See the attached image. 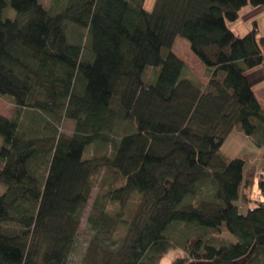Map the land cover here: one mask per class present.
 <instances>
[{
	"label": "trees",
	"instance_id": "1",
	"mask_svg": "<svg viewBox=\"0 0 264 264\" xmlns=\"http://www.w3.org/2000/svg\"><path fill=\"white\" fill-rule=\"evenodd\" d=\"M63 1L53 14L0 0V97L14 105L0 114V264H68L95 189L82 264H159L175 247L176 264H264V179L242 212L257 169L221 151L235 130L264 147L247 80L263 42L229 26L264 0ZM177 36L210 69L202 89L182 78Z\"/></svg>",
	"mask_w": 264,
	"mask_h": 264
},
{
	"label": "rangeland",
	"instance_id": "2",
	"mask_svg": "<svg viewBox=\"0 0 264 264\" xmlns=\"http://www.w3.org/2000/svg\"><path fill=\"white\" fill-rule=\"evenodd\" d=\"M45 7L53 14L60 13L61 9H63L64 1L63 0H42ZM156 0H146L144 8L151 11L153 10L155 6ZM62 7V8H60ZM17 12L14 11L10 7H6L4 10V16L9 17L12 19L17 18ZM184 62H185V68L182 72V78L189 79L197 86L201 87V89L206 85V81H208L210 77V69L205 66L194 54L192 51H190V44L187 39H185L182 36H177L174 42V46L172 49ZM159 68L155 67H148L146 69V78L149 82H154L157 78V74L159 72ZM150 72H156V77L154 79L150 80L148 78V73L150 76H153ZM14 105L10 101V99H4L0 97V114L10 118L14 114ZM74 122L72 120L66 119L61 128L60 132L64 134L65 136H71L74 130ZM222 153L227 156L228 158H245L248 157L249 162L246 165V169L250 166H255L258 170V173L260 172L262 166H264V155L259 156V152L264 153V147L259 148L256 146L251 139L247 137L243 132L240 131H233L228 139L225 141L224 145L222 146ZM258 179L257 177L255 184L252 188L251 195L249 194L250 201L245 202L244 204L241 203L242 199L238 202L240 204V210L242 212H245L248 208H252L256 206V198L260 194L259 185H258ZM97 190H93L91 194V199L89 201V204L85 210L83 219H82V225L81 229L79 231V234L75 241L74 248L70 254V257L68 259V264H82V260L86 252V248L88 246L89 240L91 239V236L88 232H86L87 229V218L91 211L92 203L94 202V198L96 196ZM259 193V194H258ZM260 196V195H259ZM140 197L137 194H134L131 199L129 200L126 208H125V218L131 219L134 215V212L136 211L138 207ZM181 232V230H179ZM178 229H172L171 234H173L174 240L177 239L179 241L184 240L185 238L182 237L181 233H179ZM194 230H189V234L193 233ZM123 229H119L118 233L116 234V237L124 236ZM179 234V236H178ZM230 237H232L230 235ZM119 238V239H121ZM186 256V253L184 250L180 248H172L169 250V252L162 258L161 262L159 264H176L175 260L179 258H184ZM188 264H197V262H191ZM200 264V263H199Z\"/></svg>",
	"mask_w": 264,
	"mask_h": 264
},
{
	"label": "crops",
	"instance_id": "3",
	"mask_svg": "<svg viewBox=\"0 0 264 264\" xmlns=\"http://www.w3.org/2000/svg\"><path fill=\"white\" fill-rule=\"evenodd\" d=\"M254 25L257 27L258 40L263 42L262 50L264 53V6L261 5V7H253L248 5L241 10L237 21L229 23L231 29L241 37L254 29ZM247 76V80H249L256 97L264 105V62L261 66L250 70L247 73ZM258 154L259 156L264 155L262 152H259ZM263 170L264 166H262L258 176H260L259 174H261ZM251 191L250 195L252 194ZM259 195L256 199L259 198Z\"/></svg>",
	"mask_w": 264,
	"mask_h": 264
},
{
	"label": "built area",
	"instance_id": "4",
	"mask_svg": "<svg viewBox=\"0 0 264 264\" xmlns=\"http://www.w3.org/2000/svg\"><path fill=\"white\" fill-rule=\"evenodd\" d=\"M259 175H260V177H262L264 179V170Z\"/></svg>",
	"mask_w": 264,
	"mask_h": 264
}]
</instances>
